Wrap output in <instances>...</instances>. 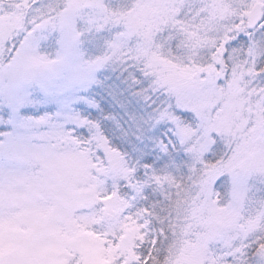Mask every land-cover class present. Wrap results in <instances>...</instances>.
I'll return each instance as SVG.
<instances>
[{"label": "snow or ice", "instance_id": "6c2138e0", "mask_svg": "<svg viewBox=\"0 0 264 264\" xmlns=\"http://www.w3.org/2000/svg\"><path fill=\"white\" fill-rule=\"evenodd\" d=\"M89 241L264 264V0H0V264Z\"/></svg>", "mask_w": 264, "mask_h": 264}, {"label": "rangeland", "instance_id": "374dc122", "mask_svg": "<svg viewBox=\"0 0 264 264\" xmlns=\"http://www.w3.org/2000/svg\"><path fill=\"white\" fill-rule=\"evenodd\" d=\"M49 110L55 111V106L54 105H50L49 106ZM26 113L29 114V115L40 114V113L34 112L32 109L26 110ZM61 242L62 241H60L59 238H57L56 244H59ZM56 244H54V245L50 246L49 248H47L46 253L48 255H55L59 251V248L56 246ZM84 247H85L88 255L95 262V264H108V262L106 261L105 257L103 256L102 252L99 249L96 248V246H95V244L93 242L89 241L88 243H86L84 245Z\"/></svg>", "mask_w": 264, "mask_h": 264}]
</instances>
